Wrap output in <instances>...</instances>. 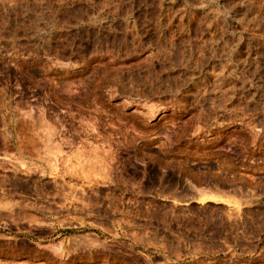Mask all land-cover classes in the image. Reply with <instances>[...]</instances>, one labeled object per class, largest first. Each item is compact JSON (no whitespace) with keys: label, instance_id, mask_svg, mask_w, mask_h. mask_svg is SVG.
Instances as JSON below:
<instances>
[{"label":"rangeland","instance_id":"rangeland-1","mask_svg":"<svg viewBox=\"0 0 264 264\" xmlns=\"http://www.w3.org/2000/svg\"><path fill=\"white\" fill-rule=\"evenodd\" d=\"M0 264H264V0H0Z\"/></svg>","mask_w":264,"mask_h":264},{"label":"bare ground","instance_id":"bare-ground-1","mask_svg":"<svg viewBox=\"0 0 264 264\" xmlns=\"http://www.w3.org/2000/svg\"><path fill=\"white\" fill-rule=\"evenodd\" d=\"M255 93V92H254ZM138 101V100H137ZM123 104L124 105H126V107H127V105H130V106H132L133 104L134 105H136L137 106V108H141L142 107V105L140 104V103H136V102H134V101H132L131 100V98H123ZM122 105V104H121ZM146 105V104H145ZM144 105V106H145ZM152 107H154V106H152ZM146 110V112H144L146 115H149L150 117H155V116H157L158 114H157V111H155L154 109H152L151 107L149 108V106H148V108H145ZM136 111H138V109H136ZM144 111V110H143ZM164 113V112H163ZM162 113V114H163ZM145 115V116H146ZM163 116V115H162ZM244 117V116H243ZM246 117V116H245ZM241 118V117H240ZM240 118H239V120H240ZM195 119V118H194ZM197 122L198 123H201L199 126H201L202 125V123H203V121L205 120V117L202 115V114H200L197 118ZM243 119V118H242ZM238 120V121H239ZM241 122V121H240ZM243 122V121H242ZM210 123V122H209ZM209 123H207V124H209ZM245 123V122H244ZM115 124V123H114ZM188 124V123H187ZM211 124V123H210ZM214 124H215V122H214ZM242 124V123H241ZM217 125V124H216ZM254 125V124H253ZM50 126V125H49ZM54 126V125H53ZM213 126V125H212ZM252 126V125H251ZM134 127V126H133ZM205 127H207V126H205ZM218 127V126H217ZM185 128V127H184ZM197 128V127H196ZM195 128V129H196ZM199 128H201V127H199ZM210 127H208V129H209ZM212 129L214 128V126L213 127H211ZM36 129V128H35ZM44 129V128H43ZM52 129V128H51ZM127 129V128H126ZM130 129V128H129ZM131 130V129H130ZM52 131V130H51ZM128 131V130H127ZM136 131V130H135ZM198 131V130H197ZM199 131H202V130H199ZM198 131V132H199ZM210 131L212 132V130L210 129ZM210 133V132H209ZM256 133V132H255ZM254 133V134H255ZM103 134V133H102ZM102 134H100V133H98L97 134V136L99 137V139H100V137L101 138H104L105 137V134L102 136ZM140 134H142V133H140ZM253 134V135H254ZM109 135V134H108ZM106 135L107 137H105V141H107L106 139H108L109 138V136H111V135ZM144 135V134H143ZM256 135V134H255ZM49 136V135H48ZM90 137V136H89ZM113 137V136H112ZM145 137V136H144ZM258 137V136H257ZM48 138V137H47ZM111 138V137H110ZM50 140H51V138H49ZM130 139V138H129ZM132 139V138H131ZM108 140H110V139H108ZM37 141H38V139H37ZM123 141V140H122ZM49 142V141H48ZM118 144V143H117ZM130 144V141L127 139V138H124V142H123V145H122V147L124 148V150L126 151V150H128V145ZM58 145V144H57ZM60 145V144H59ZM40 146V145H39ZM37 147V146H36ZM55 147V146H54ZM60 147V146H59ZM51 148V147H50ZM41 149V148H40ZM94 149V148H93ZM60 150V149H59ZM51 152V151H50ZM92 154V153H91ZM84 155V154H83ZM62 156V155H61ZM82 156V155H81ZM40 158V157H39ZM61 158V157H60ZM113 158V157H112ZM55 160V159H54ZM86 160V159H85ZM89 163V162H88ZM93 164V163H92ZM51 166V165H50ZM88 166V165H87ZM94 166V165H93ZM53 168V167H52ZM82 168V167H81ZM94 168V167H93ZM89 169V168H88ZM91 169V168H90ZM86 173V172H85ZM215 197V196H214ZM212 198V197H211ZM210 198H204L203 200L205 201V200H209ZM227 202V201H226Z\"/></svg>","mask_w":264,"mask_h":264}]
</instances>
